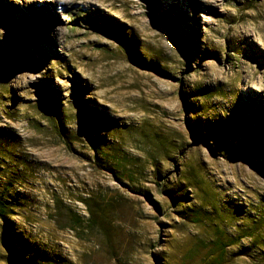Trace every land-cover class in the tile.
<instances>
[{"label":"rangeland","instance_id":"rangeland-1","mask_svg":"<svg viewBox=\"0 0 264 264\" xmlns=\"http://www.w3.org/2000/svg\"><path fill=\"white\" fill-rule=\"evenodd\" d=\"M0 197V264H264V0H0Z\"/></svg>","mask_w":264,"mask_h":264},{"label":"trees","instance_id":"trees-1","mask_svg":"<svg viewBox=\"0 0 264 264\" xmlns=\"http://www.w3.org/2000/svg\"><path fill=\"white\" fill-rule=\"evenodd\" d=\"M104 25L107 26L108 28L110 29H113V26L111 23L107 22V20L105 21L104 20ZM127 178L129 180H132L131 179V175H126ZM8 205L6 204V202L4 201V199L2 197H0V216L2 217H5L7 212H8ZM74 220H75V224H78V225H81L82 224V218L81 217H74ZM238 239H232L231 241H226L224 242V239L220 238V239H217L214 243L216 244L217 246V250L219 252L218 254V258H217V261L219 263H222V262H226L225 260V253H226V248L227 246L231 245V244H234L237 242Z\"/></svg>","mask_w":264,"mask_h":264}]
</instances>
